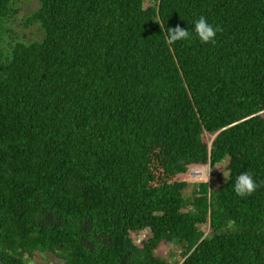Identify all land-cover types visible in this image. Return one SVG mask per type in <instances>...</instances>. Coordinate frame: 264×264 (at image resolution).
I'll list each match as a JSON object with an SVG mask.
<instances>
[{"label":"trees","instance_id":"1","mask_svg":"<svg viewBox=\"0 0 264 264\" xmlns=\"http://www.w3.org/2000/svg\"><path fill=\"white\" fill-rule=\"evenodd\" d=\"M37 1L5 49L0 0V264H264V0Z\"/></svg>","mask_w":264,"mask_h":264},{"label":"rangeland","instance_id":"2","mask_svg":"<svg viewBox=\"0 0 264 264\" xmlns=\"http://www.w3.org/2000/svg\"><path fill=\"white\" fill-rule=\"evenodd\" d=\"M38 5L37 0H12V10L10 17L7 20V28L5 30V34L3 35L4 48L9 49L10 45L14 40H23L28 41L32 39H39L42 36V31L39 28L38 24L30 23L27 21L28 14L33 11ZM226 160L223 159L220 163L211 168L209 165L198 167L204 173L207 169L211 168L209 178L212 175V178L218 180L219 183L224 182L226 179L224 177L227 176L226 171ZM224 174V175H223ZM178 179L187 180L189 182L193 181H202L194 179L190 174V169L187 173L179 175ZM209 180V179H208ZM135 240H140L147 236L145 231L140 232L139 234L132 235ZM167 247H161V251L163 254H167ZM39 264H62L60 261L55 258L49 257L47 255L40 256Z\"/></svg>","mask_w":264,"mask_h":264},{"label":"clouds","instance_id":"3","mask_svg":"<svg viewBox=\"0 0 264 264\" xmlns=\"http://www.w3.org/2000/svg\"><path fill=\"white\" fill-rule=\"evenodd\" d=\"M220 30L219 26L214 28L203 16H200L194 23L195 36L202 44H214L216 34ZM189 37V31L181 28L179 25L175 28H169L167 31V43L169 45L178 41L188 40ZM210 171L211 168L207 169V171L202 175L201 179L203 182H208ZM224 177L225 179H229V176L224 175ZM261 184H264V181H261ZM260 186V184H257L254 181L253 176L250 173L242 172L236 177L234 192L237 196L243 198L252 195Z\"/></svg>","mask_w":264,"mask_h":264}]
</instances>
